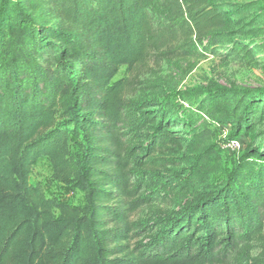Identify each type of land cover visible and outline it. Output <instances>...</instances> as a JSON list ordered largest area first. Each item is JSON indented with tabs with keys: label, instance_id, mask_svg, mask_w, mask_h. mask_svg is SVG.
Listing matches in <instances>:
<instances>
[{
	"label": "trees",
	"instance_id": "16d2710c",
	"mask_svg": "<svg viewBox=\"0 0 264 264\" xmlns=\"http://www.w3.org/2000/svg\"><path fill=\"white\" fill-rule=\"evenodd\" d=\"M228 8L217 0H0V264H247L255 241L264 252V144L247 148L238 175L203 191L219 159L210 132L184 121L190 135H171L165 103L128 97L150 61L230 43ZM121 66L127 76L114 80ZM250 98L243 114L210 101V118L202 115L238 140L249 130ZM70 135L81 140L80 157ZM171 146L185 149L183 177L169 172L179 163ZM41 157L55 178L77 183L84 206L29 183ZM163 202L178 208L154 205ZM145 209L150 218L132 219Z\"/></svg>",
	"mask_w": 264,
	"mask_h": 264
},
{
	"label": "rangeland",
	"instance_id": "374dc122",
	"mask_svg": "<svg viewBox=\"0 0 264 264\" xmlns=\"http://www.w3.org/2000/svg\"><path fill=\"white\" fill-rule=\"evenodd\" d=\"M217 1L231 11L234 23L227 36L231 42H223L220 48L211 50H203L199 46L195 54L159 64L150 61L148 68L137 76L132 93L128 96L131 99L152 100V105L165 103L172 111L169 124L171 135H190L184 121L191 129L201 130L205 127L210 132L206 141L219 152V159L215 170L203 178L200 185L203 191L220 188L235 170L238 175L240 161L247 148L250 145L258 148L264 144V0ZM125 76L126 68L121 66L114 80ZM248 98L253 99L245 112L249 119V130L238 132L234 137L240 143L237 149H226L223 145L228 138H232L230 126L211 122L202 114L209 116L210 101L243 114ZM80 143L79 138L70 135L68 144L73 156H81ZM171 147L179 163L169 172L179 173L183 177L190 170L185 149ZM195 172L198 173V170ZM29 183L38 186L46 198H54L71 206L86 204L84 191L72 179L55 178L53 168L45 157L34 162ZM154 205L167 210L178 208L165 202ZM54 216H57V211H54ZM137 217L150 218V211H139L132 219ZM247 249V264H264V252L259 242L250 243Z\"/></svg>",
	"mask_w": 264,
	"mask_h": 264
},
{
	"label": "built area",
	"instance_id": "2783aa9c",
	"mask_svg": "<svg viewBox=\"0 0 264 264\" xmlns=\"http://www.w3.org/2000/svg\"><path fill=\"white\" fill-rule=\"evenodd\" d=\"M239 146H240V143L238 140H230L223 145V147H225L226 149H229V150L230 149H232V150L237 149Z\"/></svg>",
	"mask_w": 264,
	"mask_h": 264
}]
</instances>
